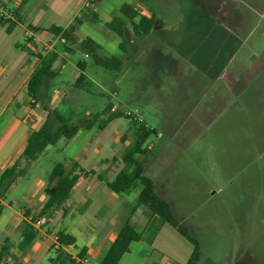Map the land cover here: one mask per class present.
Returning a JSON list of instances; mask_svg holds the SVG:
<instances>
[{
	"label": "rangeland",
	"instance_id": "1",
	"mask_svg": "<svg viewBox=\"0 0 264 264\" xmlns=\"http://www.w3.org/2000/svg\"><path fill=\"white\" fill-rule=\"evenodd\" d=\"M124 4L149 17L154 14L158 21L155 26L165 29L161 36L164 41L168 37L178 38L182 29L189 33L207 28L213 22L209 14L221 16L216 20L221 24L217 25L225 26L230 17L227 7L234 5L235 19H243L242 24L238 23L239 38L245 41L256 27L251 41L242 44L238 55L241 70L252 72V65L261 70L259 65L264 64V0H102L90 10L85 9L84 0H73L72 23L77 25L74 35L81 40L93 39L100 46V55L118 57L124 60V66L119 71L106 70L77 45L62 43L61 47L68 49L60 48L57 64L64 68L42 89L72 123L96 113L107 118L115 106V112H132L157 129L158 141L154 134L146 143L153 145L147 153L149 159L177 131L181 138L201 141L202 158L197 162L191 153L175 158L177 166L190 155L194 160L186 173L185 186L179 194V188L175 189L172 195L180 219L176 217L200 242L202 255L198 264H264V93H259L264 91L262 84L249 82L250 77L240 78L242 89L237 91L243 93L238 97L227 96L222 84H213L212 93L194 90L184 82L182 74L195 72L196 68L187 65L181 48L163 47L162 43L152 48L150 35L137 38L127 19L130 40L128 52H123L119 47L121 38L106 23L121 16ZM57 21L63 23L60 18ZM258 36L260 39L252 42ZM157 37L162 41L160 35ZM186 54L191 58V52ZM189 119L200 124L193 134L185 123ZM72 139L61 138L56 146L62 148ZM58 162L65 164L60 155L42 156L36 163L21 160L20 166L25 171L21 177H26L6 192L0 216V245L7 237L11 244V258H5L3 264L20 252V227L12 229L11 224L14 210L21 208L20 201L28 191L24 184L46 181L45 177ZM137 190H133L134 194ZM166 254V260L172 257ZM189 258L185 260L184 256L180 263L186 264Z\"/></svg>",
	"mask_w": 264,
	"mask_h": 264
},
{
	"label": "crops",
	"instance_id": "2",
	"mask_svg": "<svg viewBox=\"0 0 264 264\" xmlns=\"http://www.w3.org/2000/svg\"><path fill=\"white\" fill-rule=\"evenodd\" d=\"M0 1L4 2L9 11H17L18 18L21 20V23L10 32L0 21L1 175L5 168L20 158L29 134L43 125L48 110H57L50 95L43 90L40 93V100L30 99L28 82L40 64L39 55H45L48 52L58 55L53 69L56 73L62 72L64 65L57 64L61 58L60 48L64 50L68 48L61 47V44L70 43L60 35L53 34L49 29L52 26L67 29L73 24V0ZM23 2L26 3L22 5ZM227 9L230 17L228 22L225 21V26L217 25L220 22L216 20H219L221 16L218 18L215 14H209V19L213 22H210L207 28H198L196 32L189 31V33L182 29L177 34L178 38L175 39L168 37L164 41L161 36L165 29L161 26H154L150 34L153 41L151 47L156 48L160 43L163 47L171 45L180 47L181 56L184 57L186 63L188 62L187 65L196 68L195 72L182 74L184 82L189 86L192 85L194 90L212 93L213 84H222L221 88L227 96L232 97L235 94L238 97L243 93V91H237L242 89L239 82L243 77H250L249 82L261 83L264 90V64L259 65L261 70L257 68L258 65L257 67H254L256 64L252 65L253 71L250 72L245 68L241 70L243 65L238 59L242 44L247 40L251 41L256 27L252 28L251 33L243 41L239 38V24L243 23V19L240 17V20L235 19L237 9L234 5L229 4ZM252 13L257 15L254 11ZM143 15L149 17L146 14ZM204 15L206 17V13ZM57 18L62 19L63 23H59ZM12 19L16 20L14 16ZM27 33L32 35L30 39H27ZM157 35H160L162 41L158 40ZM191 35L193 36L188 37ZM255 39L257 41L260 38L258 36L252 39V42ZM187 52H191V58L187 56ZM200 84L201 87H199ZM259 93H264V91ZM123 118L112 120L104 129L95 126L90 130H81L69 144H65L62 148L56 145L49 146L34 161L36 163L42 156L51 158L53 155H60L64 159L67 172L72 169L74 161L82 169L103 173L104 178L100 179L96 174L81 176L71 190L66 203L61 207H53L45 214L50 232L39 233V236L24 251L15 254L16 256H13L8 263L53 264L52 260L57 256L54 237L59 231H64L75 238L74 244L63 245L62 249L66 253L80 264H99L127 221H130L141 233L142 239L131 244L129 252L122 256L118 264H181L180 260L184 256L185 260L191 256L193 246L189 245L192 244L158 215L150 214L144 206H140L133 212L139 190L135 194L132 191L121 195L113 192L108 186V183L114 180L124 167L120 159L121 155L126 147L134 142L135 129L130 120ZM185 123H188V130L192 131V134L200 126L198 122H191L190 119ZM153 129H155L156 141H158L157 129ZM152 147L153 145L148 146L149 150ZM201 147V141L181 138L177 131L171 140L159 147L152 158L149 159L147 154L142 157L146 174L153 178L157 192L170 202L175 216L179 219L180 217L174 210L175 200L172 195L177 191L175 189L179 188V194L181 187L185 186L186 173L194 160L192 156H195V162L202 158L200 156ZM189 153L192 156L190 155L187 161L180 166L175 165L176 157H186ZM113 158H118V160L109 161ZM56 164L53 165L50 173ZM49 174L45 177L46 181L39 179L38 182L24 184L28 191L20 201L21 208L14 210L15 217L11 224L12 229L20 227L21 238L27 213L38 217L48 200L45 188ZM24 177L26 175L16 179L9 190L20 185ZM0 201L4 203L3 200ZM14 204H16L15 201ZM7 238L10 239V237ZM5 239L1 241L0 247ZM82 250H84V256L80 257ZM166 252L172 255L167 260ZM10 256L5 258H11ZM65 264L73 263L67 261Z\"/></svg>",
	"mask_w": 264,
	"mask_h": 264
},
{
	"label": "trees",
	"instance_id": "3",
	"mask_svg": "<svg viewBox=\"0 0 264 264\" xmlns=\"http://www.w3.org/2000/svg\"><path fill=\"white\" fill-rule=\"evenodd\" d=\"M101 1L97 0L94 5ZM138 1L142 2L143 0ZM25 3L23 2L22 5ZM85 9L90 10L91 7H86ZM9 12L16 20L8 17L0 18L1 23L6 26L8 32L21 23L17 11ZM120 13L121 16H114L106 23V27L121 38L119 47L123 52L127 53L130 40L127 20L132 25L134 35L139 39H145L151 34L152 29L157 23V18L154 14L150 17L141 14L138 9L130 4L122 5ZM75 21L78 23L77 19ZM76 30V24L70 25L67 29L58 26H52L49 29L53 34L60 35L66 42L77 45L86 55L93 58L96 65L106 70L119 71L124 66V60L118 57H104L100 55V46L91 38L79 39L74 35ZM39 57L40 64L28 82V95L33 101L40 100L41 90L50 85V80L56 75L53 65L58 55L54 52H48L45 55H39ZM120 117L131 121L135 129V137L133 144L126 147L121 155L120 159L124 167L115 179L108 183L109 188L121 195L129 194L133 190L139 189L138 199L133 206V212L140 206H144L150 214L158 215L165 223L174 228L183 238L192 244L193 250L186 264H198L202 255L199 240L175 216L170 202L157 192L153 178L147 175L144 169L142 157L149 152L146 143L152 135H156L155 129L147 126L143 121L131 119L132 117L127 116L122 110L112 112L107 118H103L100 113L90 114L89 117L83 118L76 123H72L70 119L63 116L56 109L48 110V115L43 125L29 134L20 158L1 173L0 200L5 199L6 192L9 191L15 180L24 174L25 171L20 166L22 159H25L28 163L34 162L47 147L56 145L61 138L72 139L79 131L90 130L95 126L99 129H104L112 120ZM117 160L118 158H113L109 161L116 162ZM87 174H96L100 179L104 178L103 173L82 169L74 161L72 162V169L69 172H67L63 163H57L48 176V183L45 188L48 200L38 217L44 216L53 207L63 206L69 199L74 185L81 176ZM3 210L4 205L0 201V216ZM27 215L29 214L27 213ZM38 236L39 232L30 223L25 221L22 240L18 245L20 251H24ZM57 237L61 245L66 246L75 243V238L64 231H59ZM141 239V233L134 228L130 221H127L99 264H118L122 256L129 252L131 244ZM10 246V239H5L4 244L0 248V264H3L4 258L10 255ZM56 253V258L52 260L53 264H65L67 261L73 264H80L63 249L56 250ZM83 256L84 250L80 252V257ZM12 264L19 263L14 262Z\"/></svg>",
	"mask_w": 264,
	"mask_h": 264
},
{
	"label": "built area",
	"instance_id": "4",
	"mask_svg": "<svg viewBox=\"0 0 264 264\" xmlns=\"http://www.w3.org/2000/svg\"><path fill=\"white\" fill-rule=\"evenodd\" d=\"M96 1L97 0H84L85 7H91V6H93ZM2 17H8V18H11L12 19L13 16L10 14V12L7 9V7L5 6L4 2L3 1H0V18H2ZM31 37H32V35L30 33H27V39H30ZM86 56H88V55H86ZM116 109L117 108L115 106V107L112 108V111L115 112ZM123 112L127 116L134 118V120H136V121H142V120H140L139 117H137L136 115H134L130 111H123ZM147 126H149V125H147ZM26 221L28 223H30L39 233L46 234V233L50 232V229H49V227L46 224L47 218L45 217V215L42 216V217H37V216H32V215H26ZM54 238H55V244H54L55 249L56 250L62 249L63 245H61L58 242L57 235Z\"/></svg>",
	"mask_w": 264,
	"mask_h": 264
}]
</instances>
